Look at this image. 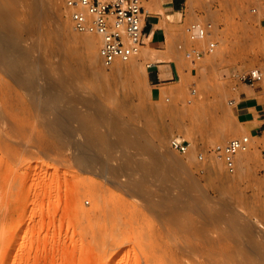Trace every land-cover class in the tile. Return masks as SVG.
Wrapping results in <instances>:
<instances>
[{"label":"rangeland","instance_id":"rangeland-1","mask_svg":"<svg viewBox=\"0 0 264 264\" xmlns=\"http://www.w3.org/2000/svg\"><path fill=\"white\" fill-rule=\"evenodd\" d=\"M166 15L165 50L188 72L158 99L147 48L108 69L63 0H0L14 47L0 60V264H264V152L252 139L234 173L212 152L245 134L229 101L239 74L264 70V0ZM197 21L209 41L191 40Z\"/></svg>","mask_w":264,"mask_h":264},{"label":"built area","instance_id":"built-area-1","mask_svg":"<svg viewBox=\"0 0 264 264\" xmlns=\"http://www.w3.org/2000/svg\"><path fill=\"white\" fill-rule=\"evenodd\" d=\"M63 3L65 13L77 32L95 34L100 38L98 53L103 67L111 69L117 61H130L145 44L143 0H63ZM212 29V23L199 21L187 27L192 41H209ZM214 47L215 42L210 41L209 51ZM185 56L189 63L195 65L203 57V51L191 46ZM262 77L260 68L239 74V79L248 83ZM166 100L170 98L166 97ZM234 103L232 98L229 104ZM251 146L252 137L244 134L216 145L212 152L221 157L228 173H234L239 155L248 152ZM170 147L181 154H188L191 143L174 137L170 140Z\"/></svg>","mask_w":264,"mask_h":264},{"label":"crops","instance_id":"crops-1","mask_svg":"<svg viewBox=\"0 0 264 264\" xmlns=\"http://www.w3.org/2000/svg\"><path fill=\"white\" fill-rule=\"evenodd\" d=\"M143 1L146 3L144 5L146 41L143 47H147L146 55L152 57V63L148 65L152 67L149 74L151 96L160 99L165 88L182 82L183 74L188 72L183 62L176 55L171 54L169 56L166 52L165 43L168 30L162 23L165 18L164 15L167 13L166 16H169L178 12L184 0ZM158 8L160 10H157ZM261 71L263 73L261 80L253 83L240 80L236 84L233 97L235 103L232 105V111L240 130L246 135H250L254 143L258 144V148L264 152V70L261 69ZM191 73L194 74L193 69Z\"/></svg>","mask_w":264,"mask_h":264},{"label":"bare ground","instance_id":"bare-ground-1","mask_svg":"<svg viewBox=\"0 0 264 264\" xmlns=\"http://www.w3.org/2000/svg\"><path fill=\"white\" fill-rule=\"evenodd\" d=\"M170 16V15H169ZM70 20V19H69ZM71 22V21H70ZM71 25H72V23H71ZM72 27H73V25H72ZM74 29V28H73ZM75 30V29H74ZM76 31V30H75ZM81 34H85L84 35V38H87V40H89V39H91V35H94V36H96V37H98L97 35H95V34H88V33H81ZM9 39L5 36V34H3L2 32H0V60L1 61H3V62H5V61H7L8 60V58H9V56L13 53V50H14V47H13V44H5L4 42H10V41H8ZM12 43V42H11ZM89 47V46H88ZM144 48V47H143ZM145 48H147V47H145ZM150 50V49H149ZM154 50V49H153ZM162 51V50H161ZM140 54V53H139ZM138 54V55H139ZM98 55H99V53H98ZM138 55H136V56H138ZM165 56H166V54H165ZM100 57V56H99ZM151 57V56H150ZM161 58V57H160ZM159 58V59H160ZM165 58V57H164ZM133 59V58H132ZM154 59V58H153ZM0 61V62H1ZM145 61H147V60H145ZM127 62H130V61H127ZM122 63H126V62H121V61H117L116 62V64L115 65H120V64H122ZM152 63V61L150 60V61H148L147 63H146V67L149 65V64H151ZM119 67V66H118ZM133 68V67H132ZM90 115V114H89ZM88 115V116H89ZM59 116V115H58ZM87 116V117H88ZM78 117V116H77ZM80 119V118H79ZM94 119V118H93ZM81 121H82V118L80 119ZM86 122V121H85ZM82 123V122H81ZM92 124H95L94 122L92 123ZM82 125V124H81ZM89 125H91V124H89ZM93 127V126H92ZM98 127V126H97ZM87 128V127H86ZM96 128V127H95ZM101 128V127H100ZM83 129V128H82ZM85 129V128H84ZM91 129V131L93 132L94 130H92V128H90ZM89 130V129H88ZM88 130H86V132L88 131ZM98 130V129H97ZM74 132V131H73ZM96 132V131H95ZM94 132V133H95ZM93 133V134H94ZM87 135H88V133H86ZM96 134V133H95ZM97 134H99V133H97ZM74 135V134H73ZM86 135V136H87ZM90 135H92V134H90ZM95 136V135H94ZM89 137V136H88ZM87 139H89V138H87ZM90 140V139H89ZM91 140H93L92 138H91ZM90 140V141H91ZM138 153V152H137ZM242 154H244V153H242ZM88 155V154H87ZM184 165V164H183ZM181 167V166H180ZM152 255V254H151ZM163 260V259H162ZM148 262V261H147ZM156 262V261H155Z\"/></svg>","mask_w":264,"mask_h":264}]
</instances>
